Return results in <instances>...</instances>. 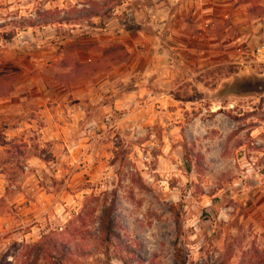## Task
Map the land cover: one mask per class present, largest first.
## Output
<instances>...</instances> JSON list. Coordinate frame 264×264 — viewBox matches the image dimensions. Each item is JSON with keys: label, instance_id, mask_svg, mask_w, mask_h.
<instances>
[{"label": "rangeland", "instance_id": "rangeland-1", "mask_svg": "<svg viewBox=\"0 0 264 264\" xmlns=\"http://www.w3.org/2000/svg\"><path fill=\"white\" fill-rule=\"evenodd\" d=\"M261 44L264 0H0V264H264ZM75 62L107 108L15 134Z\"/></svg>", "mask_w": 264, "mask_h": 264}, {"label": "crops", "instance_id": "crops-1", "mask_svg": "<svg viewBox=\"0 0 264 264\" xmlns=\"http://www.w3.org/2000/svg\"><path fill=\"white\" fill-rule=\"evenodd\" d=\"M72 68L70 66L68 72ZM56 83H58L55 87L57 93L42 100L39 114L36 117L30 116L28 119L30 121L23 119L20 127L13 130L15 134L23 131V124L34 127L40 119L43 121L40 125V132L46 143L64 140L68 132L79 130L81 119H86L89 116L86 101L91 108H107L104 101L107 96L104 85H99L97 88V85L86 76L66 78L63 81L56 80ZM101 101L103 102L101 103ZM88 122L90 121L88 120Z\"/></svg>", "mask_w": 264, "mask_h": 264}, {"label": "trees", "instance_id": "trees-1", "mask_svg": "<svg viewBox=\"0 0 264 264\" xmlns=\"http://www.w3.org/2000/svg\"><path fill=\"white\" fill-rule=\"evenodd\" d=\"M99 15H100L99 12H93L91 14V16H99ZM27 25L35 26L36 24L34 21H30L28 22ZM104 56H106V52L104 53ZM100 60L102 59L100 58ZM75 64L76 65L72 68L71 71L58 75L60 77V80L63 81L66 78L81 77L86 73V71H88V69L92 67L90 65L91 63L75 62ZM99 64H100V61H99ZM13 79H14V76L12 75H9V77H6L4 79V76L0 74V95L3 94V92H1V90L3 89L1 86V83H6L8 81L13 82ZM113 213H114V205L112 204L110 207L104 210V213L101 217V222H100V231L102 232L104 236V240L108 244H111V245L114 244L115 239L119 238V234L117 233L116 228H115V220L113 218ZM121 259L123 261V264H128L127 259L125 257H122Z\"/></svg>", "mask_w": 264, "mask_h": 264}, {"label": "water", "instance_id": "water-1", "mask_svg": "<svg viewBox=\"0 0 264 264\" xmlns=\"http://www.w3.org/2000/svg\"><path fill=\"white\" fill-rule=\"evenodd\" d=\"M243 89L249 92H262L264 90V80L248 82Z\"/></svg>", "mask_w": 264, "mask_h": 264}, {"label": "built area", "instance_id": "built-area-1", "mask_svg": "<svg viewBox=\"0 0 264 264\" xmlns=\"http://www.w3.org/2000/svg\"><path fill=\"white\" fill-rule=\"evenodd\" d=\"M256 54L258 55V59L264 62V44H261L256 48Z\"/></svg>", "mask_w": 264, "mask_h": 264}]
</instances>
